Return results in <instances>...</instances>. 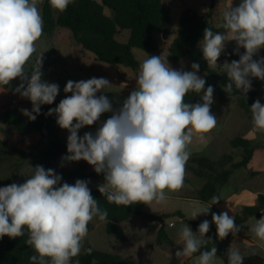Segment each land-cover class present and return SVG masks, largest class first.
I'll list each match as a JSON object with an SVG mask.
<instances>
[{"label": "clouds", "instance_id": "9594fccd", "mask_svg": "<svg viewBox=\"0 0 264 264\" xmlns=\"http://www.w3.org/2000/svg\"><path fill=\"white\" fill-rule=\"evenodd\" d=\"M39 3L40 0H0V85L19 79L14 92L30 100L31 111H21L31 120L40 114L41 105H51L60 91L57 83L41 79L42 54L30 78L25 68L43 34ZM49 3L63 12L73 0ZM221 27L227 31L204 29L199 44L203 58L209 67L217 66L226 42L234 41V54L239 59L223 64L229 81L225 89L232 93L235 86L246 97L252 90L253 78L264 81V57L254 59L264 49V0H240L236 6L229 5L223 12ZM146 56L139 65L135 89L119 107L114 108L107 95H97L111 83L106 78L93 77L67 81L64 92L71 95L46 113L55 114L59 127L69 132L68 154L62 161L83 160L93 166L97 174L104 176V183L98 185L101 195L109 203L126 207L136 203L163 204L168 192L180 190L190 159L188 146L194 138L203 141L217 125L211 111L214 88H205L206 80L198 74L199 63L193 62L191 71L176 70L161 55ZM189 92L203 93L202 102H185ZM250 111L254 130L264 132V104L257 99ZM105 113L111 115L101 122ZM98 122L94 133L78 135L80 129ZM32 170L24 183L0 187V239H16L27 232L25 243L36 253L29 257L30 264H72L83 249L88 224L94 218L106 221L108 212L92 196L90 181L61 183V175L53 169L37 165ZM219 201L218 196L212 197V205ZM210 207L202 208L194 202L191 219L207 215ZM211 216L219 239L230 233L235 237L240 232L227 211ZM209 230L208 220L200 223L196 232L182 225L179 237L183 250L176 251V257L182 260L199 252L196 264H213L217 248L201 251L211 241L205 238ZM250 231L264 242V215L255 219ZM84 251L90 254L92 249ZM226 256L228 264H244L243 254L232 245Z\"/></svg>", "mask_w": 264, "mask_h": 264}, {"label": "rangeland", "instance_id": "374dc122", "mask_svg": "<svg viewBox=\"0 0 264 264\" xmlns=\"http://www.w3.org/2000/svg\"><path fill=\"white\" fill-rule=\"evenodd\" d=\"M44 2L45 0H40L38 4L41 16L42 4ZM168 2L172 9L173 21V30L170 39L164 40L162 35H159L160 46L158 51L149 53L140 49H133V55L139 62V65L147 58L146 55H161L162 58L168 60L169 65L174 69L180 70L183 68L184 70L191 71V64L193 62L189 59H182L178 63H173L168 59L171 43L178 33V23L182 13L186 9H192L198 15L210 21L215 27L219 28L223 21V12L229 5L236 6V0H168ZM211 5L214 6L212 11L210 10ZM129 35L130 32L124 30L120 31L116 38L119 42L126 43ZM235 45L234 41H227L225 48H231ZM40 54H42L41 71L43 73L41 79L59 85L60 91L55 100H61L66 95H71V93L66 94L64 92V87L69 80L78 82L93 77H103L112 86L106 87L102 93L120 92L126 97L136 87V76L139 68L133 70L122 65H110L98 61L93 53L84 50L74 40L71 31L68 29L57 28L52 35L42 34L40 39L36 41V52L25 66L29 78L31 71L36 66L37 57ZM223 64L224 62H219L213 68L219 73H226ZM199 75L204 77V74ZM19 83V79H16L7 86L0 85V111H3L7 107H16L20 111L22 109L31 111L32 104L30 100L14 92V89ZM99 94L101 93L97 95ZM213 98L214 103L211 106V111L217 117V125L205 134L203 141L194 138L193 143L188 146L190 159L186 164V175L183 187L178 191L168 192V199L165 203L157 204L153 202L144 209L145 212L154 215L171 214L174 212L183 213L185 219H180L175 216L165 222L168 226L170 223L173 224L169 230L174 235L176 241H164L161 245H157L158 223L141 217H135L121 225L129 241L118 244L116 236L107 233L106 223L94 218L90 222L91 229L88 231V235L84 240L83 249L90 244L97 250L131 258L130 253H122V250L127 246L139 250L140 255L137 258V262L140 264H196L199 256L180 260L175 255L176 251L183 250V245H181L182 242H180L179 237V230L182 225L187 224L193 232H196L195 227L189 221L202 223L204 220H208L210 226H215L211 222V213L227 211L235 219L236 213L244 206L257 204L258 195L264 194V132L254 130L250 110L243 109L233 99L221 100L215 94H213ZM257 99L264 104V81L258 87ZM25 117L28 118L27 116ZM98 126L99 122L92 126H86L79 130L78 135L83 136L85 132L89 131L94 133ZM0 129L6 131L5 133H0V140L15 147L14 149L0 147V187L7 186L11 183L22 184L27 178L31 177L33 174L32 168L37 165L33 163L29 156L23 155L21 152L36 154L39 151L35 149L39 136L36 134L20 135L11 127L5 126L2 123H0ZM68 135L69 132L67 130H61L60 138L62 140L67 142ZM236 137L248 139L253 145L260 147V149L247 167L236 170L229 182L221 187L220 193L218 194L220 198L218 203L212 205V201L210 203L200 202L195 198L196 193L203 187L212 175V172L206 169H199L197 164L191 162V158L205 157L216 163L217 170L228 169L232 164L238 163L242 159V149L232 148L230 144ZM47 143L45 142L44 145H47ZM63 156L55 162L54 167L56 170L71 171L78 170L84 166L89 178L81 180L90 181L88 184L90 190L98 189V185L104 183L103 174H97L93 166L89 165L86 161H62ZM195 169L201 170L203 175L197 176ZM76 180L62 178L61 183L67 182L74 184ZM194 202H198L199 207L202 208L211 206L209 213L207 215L201 214L191 219ZM255 219L260 218H251L247 223L241 225L240 232L235 237L232 236L226 245L214 244V246L216 248H229L232 245V247L239 249L243 256H263L264 242L259 241L255 234L250 231L252 225L255 224ZM72 264H76V261L72 260ZM213 264H228V262L222 257H216Z\"/></svg>", "mask_w": 264, "mask_h": 264}, {"label": "trees", "instance_id": "16d2710c", "mask_svg": "<svg viewBox=\"0 0 264 264\" xmlns=\"http://www.w3.org/2000/svg\"><path fill=\"white\" fill-rule=\"evenodd\" d=\"M240 0H236L238 5ZM214 8L211 5L210 10ZM43 34L52 35L57 28H65L71 31L74 40L84 49L93 53L100 62L110 65H122L133 70L139 68V62L133 55V49H140L145 52L154 53L159 50V35L164 40L170 39L173 30L172 9L168 0H74L63 12L53 9L49 0L42 4ZM223 23V21H222ZM222 25V24H221ZM210 28L213 32H226L221 26L215 27L203 16L198 15L192 9H186L178 23V33L170 46L168 59L173 63H178L182 59H189L200 65L199 74H204L206 80L205 88L213 86L214 94L221 100L233 99L239 105L249 111L252 103L258 97V87L263 82L256 78L252 79V90L245 97L233 86L232 93H227L225 86L228 77L226 73H219L213 67H209L207 61L203 58L200 49V41L203 39V31ZM130 32L128 41L121 43L116 36L120 31ZM236 45L231 48H225L224 52L218 58L217 63L231 62L238 60L239 56L234 54ZM244 49H240L242 54ZM264 57V49L259 52L257 59ZM113 102V107H119L127 97L120 92H105ZM100 95V94H99ZM203 93L189 92L185 97V102L197 103L201 101ZM60 100H55L51 105H41V112L35 120L26 118L16 107H7L0 111V123L11 127L20 135L38 134L39 139L35 149L39 150L36 154L21 152L29 156L33 163L43 166L46 170L53 169L56 174L65 179H87L84 166L78 170L58 171L54 164L58 159L67 155V142L60 138L61 128L56 123L55 114L46 115L49 109L58 106ZM111 113H105L101 116V121L109 118ZM0 129V133H5ZM48 142L47 145H44ZM232 148H241L242 159L234 163L228 169L217 170L216 163L205 157H193L191 162L197 164L199 169H206L212 172V175L205 182L203 187L197 191L196 199L202 203H210L213 196H218L221 187L226 185L233 173L241 168L247 167L260 149L248 139L236 137L231 141ZM0 147L14 149L12 145L0 140ZM197 176H202V171L195 169ZM92 196L98 201L101 209L108 212L106 231L121 240L126 237L121 228V224L135 217L162 223V228L158 231L156 244L161 245L164 241H169L164 225L165 222L175 216L185 219L181 212L171 214L154 215L145 212L147 204L136 203L129 206L115 205L107 202L98 189H91ZM264 194H259L257 204L253 206H244L235 215V224L241 226L247 223L251 218H261L264 215ZM98 219V218H97ZM197 231L200 222L189 221ZM91 229L88 224V231ZM199 235V234H197ZM211 238V241L202 246L201 251L210 250L214 244L226 245L231 239L230 233L223 240L216 234V227L210 226V230L205 234V238ZM27 232L22 237L11 239L7 236L0 239V264H30L29 257L35 255L34 250L26 245ZM91 248L88 254L84 249ZM81 253L72 260L79 264H138L137 262L122 257L118 254L97 250L92 245H87ZM228 248L218 247L216 256H220L228 262L226 256ZM199 252L194 253L193 257H198ZM244 264H264V257L252 255L244 258Z\"/></svg>", "mask_w": 264, "mask_h": 264}, {"label": "crops", "instance_id": "0c3cea01", "mask_svg": "<svg viewBox=\"0 0 264 264\" xmlns=\"http://www.w3.org/2000/svg\"><path fill=\"white\" fill-rule=\"evenodd\" d=\"M36 135H38V134H36ZM39 136V135H38ZM130 221V220H129ZM129 221H127V222H129ZM126 223V222H125ZM155 223H158V225H157V229H158V231L162 228V223H159V222H155ZM122 224H124V223H122ZM121 224V225H122ZM120 225V226H121ZM172 223H170V225L168 226L166 223H165V225H164V229H165V231H166V233H167V235H168V237L170 238V240L171 241H176L175 239H174V235L173 234H171V231L169 230V228L170 227H172ZM240 227V226H239ZM121 228H122V226H121ZM122 230H123V228H122ZM123 232H124V230H123ZM158 233V232H157ZM124 235H125V237H126V239L125 240H121V239H119V238H117L116 237V240H117V243L118 244H123V243H126V242H128L129 241V238L127 237V235L125 234V232H124ZM228 243V242H227ZM130 253V257L131 258H127V259H131V260H133V261H135V262H137V258L139 257V250H137V249H135V248H132V247H125V249H123L122 250V253ZM118 253H120V252H118ZM119 255V254H118ZM122 257H124V258H126V256H123V255H121ZM260 256V255H259ZM216 257H220V256H216ZM245 257H248V256H244V258ZM262 257H264V255L262 256ZM192 258H194L193 257V255H192ZM186 259H188V258H186ZM138 264H140L139 262H137Z\"/></svg>", "mask_w": 264, "mask_h": 264}, {"label": "water", "instance_id": "95a60500", "mask_svg": "<svg viewBox=\"0 0 264 264\" xmlns=\"http://www.w3.org/2000/svg\"><path fill=\"white\" fill-rule=\"evenodd\" d=\"M264 145V144H263Z\"/></svg>", "mask_w": 264, "mask_h": 264}]
</instances>
